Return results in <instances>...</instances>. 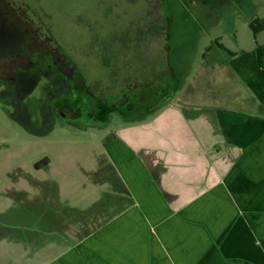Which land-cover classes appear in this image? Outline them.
I'll return each instance as SVG.
<instances>
[{"label": "crops", "instance_id": "crops-1", "mask_svg": "<svg viewBox=\"0 0 264 264\" xmlns=\"http://www.w3.org/2000/svg\"><path fill=\"white\" fill-rule=\"evenodd\" d=\"M199 1L216 28L235 16L236 35L264 9L263 0ZM164 21L170 42L172 21ZM262 33L251 49L228 53L215 80L228 78L232 88L216 92L212 106L171 105L96 146L112 185L97 189L91 172L55 168L51 158L36 167L42 177L5 173L0 264H264Z\"/></svg>", "mask_w": 264, "mask_h": 264}, {"label": "rangeland", "instance_id": "rangeland-1", "mask_svg": "<svg viewBox=\"0 0 264 264\" xmlns=\"http://www.w3.org/2000/svg\"><path fill=\"white\" fill-rule=\"evenodd\" d=\"M25 1L38 5L34 0ZM261 2L257 0L256 5ZM42 4L46 8L45 29H50L60 53L76 67L84 82L79 85L91 90L90 102L99 99L109 104V116L103 118V109L99 110L101 120L83 117L73 121L57 112L50 117L43 115V99L47 103L53 97L41 85L26 101L37 122L26 131L7 121L8 100L0 95V184L4 174L12 170L42 177L35 171L36 164L44 167L43 161L51 158L55 168L76 167L84 176V170L91 172L90 182L97 183V189L98 183L112 185V176L104 169L107 163L101 158V146L100 151L96 149L98 144L110 143L121 127L153 121L160 109L171 105L191 102L210 106L216 92L228 93L232 88L228 78L215 80V74L226 67L223 62L229 59L228 51L249 50L256 42L252 31L240 21L238 34L231 32L236 19L233 15L228 14L219 28L213 26L215 16H204L199 0H42ZM235 8L239 11L243 6L235 4ZM260 10L264 20L261 6ZM163 17L172 21L170 42L163 31ZM217 35L224 37L226 50L216 46ZM257 39L263 40L264 34ZM205 70L211 75L210 81L203 79ZM204 92L207 99L199 96ZM119 100L125 103L116 106ZM1 130L9 136H1Z\"/></svg>", "mask_w": 264, "mask_h": 264}, {"label": "flooded vegetation", "instance_id": "flooded-vegetation-1", "mask_svg": "<svg viewBox=\"0 0 264 264\" xmlns=\"http://www.w3.org/2000/svg\"><path fill=\"white\" fill-rule=\"evenodd\" d=\"M34 2L38 5L32 6L25 0H0V95L8 100L5 107L7 121L26 131L36 125V119L32 117L34 110L30 111L26 101L41 85L46 86L53 97L47 103L43 99V115L50 117L52 112H57L73 121L83 117L96 120L108 117L109 104L98 98L94 103L90 102L93 99L91 90L76 74V67L60 53L50 29H45L46 8L42 0ZM123 103L119 100L116 106ZM128 108L132 109V106ZM102 109L105 113L100 119L99 110ZM1 132V136H9L7 132Z\"/></svg>", "mask_w": 264, "mask_h": 264}, {"label": "trees", "instance_id": "trees-1", "mask_svg": "<svg viewBox=\"0 0 264 264\" xmlns=\"http://www.w3.org/2000/svg\"><path fill=\"white\" fill-rule=\"evenodd\" d=\"M250 29L253 32L254 36L256 37L259 33L264 32V20L261 19H255L253 22H251L250 24ZM219 47H221L222 49H225L224 46H222L221 44H219ZM228 53H231L230 51H228ZM49 163V159H45L43 161V165H47ZM39 165H41L40 163L36 164L37 167H39Z\"/></svg>", "mask_w": 264, "mask_h": 264}]
</instances>
